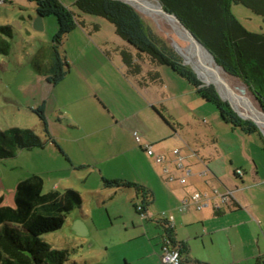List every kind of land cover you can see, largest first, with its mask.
Returning <instances> with one entry per match:
<instances>
[{
  "label": "crops",
  "instance_id": "0c3cea01",
  "mask_svg": "<svg viewBox=\"0 0 264 264\" xmlns=\"http://www.w3.org/2000/svg\"><path fill=\"white\" fill-rule=\"evenodd\" d=\"M235 6L237 5L231 7L230 13L238 20L237 15L241 12L240 9H234ZM242 15L251 19L247 14ZM28 20L31 21L32 18L29 17ZM52 21L51 18L43 19V24H48L54 33L57 25L55 20V24ZM91 28L89 31L86 26L80 27V30L77 27L66 36L61 52L67 62L71 61V67L69 66L68 73L57 86H51L46 81L47 76L39 75L33 69V64L46 66L50 61L51 41L34 54L31 62L32 71L42 77L48 87L56 89L58 109L54 108L50 116L53 115L54 123L58 126L54 123L49 125L48 134L59 145L68 161L50 144L43 150L47 146L51 147L53 154L50 157L57 165V172L66 174L63 176L64 180L76 176L78 171L86 172L89 176L96 174L95 185L92 186V192L88 193L91 207L96 203V207L100 208L110 203L116 195V190L102 187L101 178L123 180L150 191L152 199L145 208L146 217L138 222H146L152 234L149 231L148 234L132 235L136 241L147 238V248L140 247L130 255L123 256V264H161L159 249L163 230L154 223L159 220L160 212L173 217L174 241L185 246L182 259L189 264H255V258L264 254V227L261 224L256 227L250 216L254 215L264 222V199L258 195L256 197V193L249 192L246 197L242 194L264 187V151L258 137L244 135L223 124L209 107L203 105V101L188 84L171 75L165 68L156 70L161 75L162 88L136 87L124 75L121 59L114 52L115 49L111 51L119 58V62L102 50V46L108 43L94 34L98 27ZM122 44L121 42L118 47ZM189 47L188 45L183 49L186 51ZM192 51L194 50L190 48L189 52ZM208 58L212 60L209 56ZM37 59L41 61L36 62ZM1 64L8 68V63L1 62L0 68ZM168 102L173 103L171 109L167 108L169 105L166 106ZM243 103L240 102V105L251 110L252 105L248 104L247 107ZM164 107L170 118V122L166 119L167 122L175 125L174 132L164 127L162 120L152 110L154 108L157 112L160 111L164 117L161 110ZM203 109L208 110L210 131L199 133L195 129L185 136L182 129L190 124L197 125ZM171 111L177 113L172 114ZM261 128L264 131L260 126ZM134 130L140 132L143 143L152 145L154 155H164L169 161H173L171 151L178 149L183 158L182 165L191 172L184 186L177 181L165 180L161 166L153 157L147 156L132 139ZM200 137L202 142L199 141ZM206 143H210L211 147L203 149ZM200 149H203V155L199 154ZM191 152L196 156H192ZM214 161L216 162L213 163ZM227 163L235 167L231 173L226 168ZM173 164L172 162L167 167L176 179L182 173L174 169ZM237 171H242L241 179L234 176ZM250 176L257 179L258 185H249L243 190L244 187L240 185L244 180H249ZM63 178L56 181L49 179L52 188L50 191H57ZM213 190L234 191V200L219 213L208 208L200 212L191 209L183 214L177 212L176 207L185 195ZM108 192L113 194L107 195ZM118 192L131 197L132 210L137 216L134 205L141 201L138 195L133 189ZM70 214L84 215L82 204ZM76 226L81 227L79 221ZM137 231L140 232L139 229Z\"/></svg>",
  "mask_w": 264,
  "mask_h": 264
},
{
  "label": "trees",
  "instance_id": "16d2710c",
  "mask_svg": "<svg viewBox=\"0 0 264 264\" xmlns=\"http://www.w3.org/2000/svg\"><path fill=\"white\" fill-rule=\"evenodd\" d=\"M157 1L163 11L176 17L211 54L218 67L246 87L264 114V33L246 31L230 13L233 5H241L264 20V0ZM34 3L35 15L43 19L53 17L57 25V31L51 38L50 61L46 66L33 64L34 71L47 76L46 81L49 84L57 86L69 71L61 47L70 32L77 27L85 28L80 21L81 15L100 17L113 26L114 36L123 43L114 52L121 59L124 75L136 87L143 89L162 85L161 75L156 70L167 67L182 78L201 101L216 108L223 124L239 130L244 135L257 136L264 151V137L254 123L239 118L229 104L218 97L211 84L201 83L192 69L184 64L183 58L145 25L142 17L129 4L118 0H75L74 13L59 0H34ZM12 32L13 29L9 26L0 27V57L10 54L8 39L11 38ZM144 65L149 68L144 70ZM152 110L169 130L174 132L175 125H169L160 111L159 113L154 108ZM34 113L41 123L43 138L26 129L11 128L0 131V161L14 159L19 151L43 150L48 144L68 161L59 145L47 133L42 107H38ZM234 176L242 178L236 173ZM101 185L117 192L133 189L146 206L152 199L150 191L123 180L110 181L101 178ZM42 188V179L31 174L18 181L14 189L12 207L2 205L0 198V264H77L69 261V251L53 250L41 237L62 228L66 217L83 204L81 195L67 188L62 192L52 190L43 193ZM154 223L163 230L160 238H165L172 247H177L182 257L185 254V246L174 241V229L168 228L164 220H155ZM182 264L189 263L183 260ZM255 264H264V254L255 258Z\"/></svg>",
  "mask_w": 264,
  "mask_h": 264
},
{
  "label": "rangeland",
  "instance_id": "374dc122",
  "mask_svg": "<svg viewBox=\"0 0 264 264\" xmlns=\"http://www.w3.org/2000/svg\"><path fill=\"white\" fill-rule=\"evenodd\" d=\"M123 1L133 6V9L142 17L143 23L157 33L159 38L165 40L171 47L177 44L179 48H176L179 50L180 56L184 58L186 65L192 70L193 66L190 64L191 59L198 62L203 59L204 55L193 42L187 38L185 33L174 29V26L179 27L175 22L171 24L169 19L163 14L161 15L155 11L144 9L143 6L134 3V0ZM139 1L157 4L154 0ZM2 2L4 3L0 4V27L9 26L13 29V32L11 33V38L8 39L10 54L7 57H0V63H8V68L2 64L0 68V131H7L11 128L32 130L42 139L43 130L34 111L37 110L38 107H42L45 125L49 132L48 126L54 123V117L53 115L50 116V114L54 108L58 109L55 97L56 89L53 90L52 87H48L45 80L32 71L31 62L37 51L42 50L44 45L50 44L51 38L56 32L52 33L48 24H44L43 32H35L31 28V21H29L28 18H33L34 16V0H2ZM59 2L76 13V9L73 7L75 0H59ZM234 9H240L241 14L237 15L239 18L238 21L242 24L241 26L247 29L246 31L256 34L264 33L263 19L256 17V15H253L248 9L243 8L241 5L235 6ZM242 14H247L251 19ZM50 18L55 24L54 18ZM80 21L85 24L86 29L89 31H91L92 26L98 27V30L94 34L108 43L102 46V50L108 52L114 61L119 62V58L111 51L121 44V41L114 36L113 26L104 19L95 16L81 15ZM78 29L80 30V27H78ZM188 45L190 47L185 51L183 48H186ZM190 48L194 51L189 52ZM40 61V59H37L36 62ZM67 63L71 67V61ZM148 68L147 65L143 66L144 70ZM161 68H165L171 75L178 77L171 72L169 68ZM221 70L222 74L220 76V81L226 85L228 90L233 92L235 99L237 101L240 100L241 103L244 102L243 104L247 107L252 105L249 111H256V114H258L260 108L255 103L246 87L243 86L238 79L227 75L223 69ZM153 87L158 90L162 88V85L152 86V88ZM217 95L221 100L231 105L229 101L221 96L219 91ZM172 104V102H168V104H166V106L169 105L167 108L171 109V107H173ZM203 105L209 107L211 112H214L216 118L219 120V115L213 105L210 103H204ZM165 108L166 107H164V110L161 109L164 113V119L170 122L169 115L167 114L168 112ZM231 108H233L239 118L251 121V118L247 116L246 112H244L243 108L239 105H231ZM207 111L208 110L205 109H203L202 112L200 111L201 115H199L200 117L197 125L194 123L190 124L189 127L185 126L184 129H182V133L187 136L195 129L199 131V133H202L204 130H209L211 121L208 119L209 116ZM171 112L172 114L177 113L176 111ZM169 122L168 124L171 125ZM55 126L57 127L58 125ZM163 126L167 127L169 130L168 126L164 123ZM258 127L260 129V126ZM260 132L264 134L262 128ZM180 133L179 131L178 134L180 135ZM199 139L200 142L203 141L202 137ZM103 143H105V141ZM210 147V143H206L203 149ZM203 149L199 150V154L202 153ZM50 154H53V151H51V147L47 146L41 151H19L14 159L9 158L0 161V198L2 199V205L12 207L14 189L19 179H22L24 176L28 177L29 174L37 173L42 181H44L43 193H47L52 189L51 183L48 181L49 179L56 181L66 175L57 172L55 169L57 165L51 161L52 158ZM222 158L224 157L222 156ZM215 162L216 161L213 163ZM226 168L231 173L235 167L227 163ZM75 174L76 176L74 175V177H70L68 180H64L63 178V180L59 182L60 186L57 192H62V190L66 188L78 192L83 200L82 211L84 215L69 214L59 231L47 233L43 235L41 239L49 244L53 250L65 249L69 251V261L77 264H123L125 261L123 256L130 255L132 252H135L137 248H147L145 243V241L148 242L147 238L136 241L132 237V235L136 233L148 234L149 231L152 234V231L149 226H146V222H138L141 218H137V216L134 215L131 197L126 196L123 192H115L116 195L110 203L108 202L100 208H97L95 203L93 207H91V197L88 193L92 192V186L95 185L96 174L89 176L86 172L82 171H78ZM78 174L81 177L78 176ZM249 185L254 187L258 185L257 179L254 176H250L249 180L246 182L244 180V183L240 186L244 187V190L247 189ZM112 192H108L107 195L113 194ZM249 192L250 194L256 193V197L258 195L260 198L264 199V187H260L257 190L246 191L242 195L246 197ZM250 218L254 221L256 227H258L257 225L259 224L264 227V222L258 217L253 215L250 216ZM78 221L81 227L76 226ZM136 228L139 229V233Z\"/></svg>",
  "mask_w": 264,
  "mask_h": 264
},
{
  "label": "built area",
  "instance_id": "2783aa9c",
  "mask_svg": "<svg viewBox=\"0 0 264 264\" xmlns=\"http://www.w3.org/2000/svg\"><path fill=\"white\" fill-rule=\"evenodd\" d=\"M4 3L0 0V4ZM140 132L138 130H134L131 134L134 142L144 151V153L153 157L155 162L159 164L162 168V173L165 175V180L167 182L177 181L181 186H184L187 182V179L190 178L191 172L188 167L183 166V158H181L178 153V149H174L171 151V155L173 157V161H169L164 155H154L152 151V145L148 143H143L142 137L140 136ZM192 156H196L194 152H191ZM174 163V169L180 170L182 176L174 179V177L168 171V164ZM236 174L239 177L243 176L242 171H237ZM234 191L226 190L225 192H219L217 190L213 191H198L193 192L191 194L185 195L178 207H176L177 212L180 214L185 213L188 210H194V212H200L201 210L208 208L213 212H220L221 210L228 207L229 203L233 201ZM139 210V208H137ZM141 219L146 217L145 211L142 215L139 216ZM160 220H164L168 226V228H173V217L166 216L165 212H160L158 215ZM160 261L161 264H182L183 259L179 254V250L177 247H172L165 238L160 241Z\"/></svg>",
  "mask_w": 264,
  "mask_h": 264
},
{
  "label": "bare ground",
  "instance_id": "6f19581e",
  "mask_svg": "<svg viewBox=\"0 0 264 264\" xmlns=\"http://www.w3.org/2000/svg\"><path fill=\"white\" fill-rule=\"evenodd\" d=\"M154 1H156V0H154ZM134 3L143 6L144 9L155 11V12L161 14V15L163 14L160 11V5L158 4V2H157V4H154V3H147V2H141V1H138V0H134ZM164 16L166 18H168L169 20H171V22H170L171 24H173V22L176 23V21L173 18H171L170 16H166V15H164ZM174 29L178 30V31H182V32L185 33V31L180 26L179 27L174 26ZM185 35L187 36L188 39H190L188 34L185 33ZM190 41L193 42L191 39H190ZM193 43H195V42H193ZM175 47L179 48V46H177V44H175ZM197 48L204 55L203 59L200 62L191 59L190 64L193 66L192 67L193 71L198 75V77L201 79V81L208 82V83L214 85L215 88L221 94V96L222 97L224 96L223 98H226V100L229 101L232 106L233 105L234 106L239 105L241 108H243V111L246 112L248 117L253 119V121H255L258 126H261L264 129V118H262V116L260 117L258 114L254 113V112H250L244 106L240 105L239 101H237L235 99L234 94L232 92H229L226 89V87L222 84V82L220 81L221 80L220 76L222 74V70L219 69V68H216V67H218L217 64H215L216 65V67H215L213 61L208 58L209 55L206 54V51H205L204 48H202L201 46H199ZM209 57L211 58V56H209ZM183 60H184V58H183ZM184 62H186V61H184Z\"/></svg>",
  "mask_w": 264,
  "mask_h": 264
},
{
  "label": "water",
  "instance_id": "95a60500",
  "mask_svg": "<svg viewBox=\"0 0 264 264\" xmlns=\"http://www.w3.org/2000/svg\"><path fill=\"white\" fill-rule=\"evenodd\" d=\"M118 1H122V2H124V3H126V4H129V3H127V2H125V1H123V0H118ZM157 1V0H156ZM158 2V1H157ZM159 4V3H158ZM129 6H131V5H129ZM131 8L133 9V6H131ZM160 11L164 14V15H166V16H170L171 18H173L175 21H176V23L185 31V33L186 34H188V36H189V38L193 41V42H195L196 44H198L199 46H201L200 44H199V42L194 38V36L192 35V34H190L180 23H179V21L177 20V18L176 17H174L171 13H168V12H165V11H163L162 9H161V6H160ZM31 28L35 31V32H43L44 31V24H43V18L41 17V16H39V15H35V17L34 18H32V20H31ZM202 47V46H201ZM172 48L175 50V52L177 53V54H180L178 51V49L175 47V46H172ZM203 48V47H202ZM205 51H206V53H208V51L205 49ZM210 56H211V54L210 53H208ZM212 57V56H211ZM212 59H213V57H212ZM214 61V60H213ZM184 64H186L185 62H184ZM193 71V70H192ZM194 72V71H193ZM195 73V72H194ZM196 74V73H195ZM196 76L198 77V75L196 74ZM198 80L201 82V83H203V84H205V85H209L208 83H205V82H203V81H201V79L198 77ZM214 88H215V86L214 85H212ZM215 90L217 91V89L215 88ZM217 93H218V91H217ZM228 103V102H227ZM229 104V103H228ZM229 106L231 107V105L229 104ZM232 110H233V108H232ZM234 111V110H233ZM235 112V111H234ZM261 112V111H260ZM261 114L264 116V114L261 112ZM251 121L254 123V125L259 129V127L256 125L257 123L255 122V121H253V119H251ZM259 131H260V129H259ZM262 133V132H261ZM263 134V133H262ZM264 135V134H263Z\"/></svg>",
  "mask_w": 264,
  "mask_h": 264
},
{
  "label": "flooded vegetation",
  "instance_id": "af4514ba",
  "mask_svg": "<svg viewBox=\"0 0 264 264\" xmlns=\"http://www.w3.org/2000/svg\"><path fill=\"white\" fill-rule=\"evenodd\" d=\"M134 207H135V212L137 216H140L144 213L146 205H145V202L140 201V203L134 205ZM137 208H139V210H137ZM160 241H161V238H160Z\"/></svg>",
  "mask_w": 264,
  "mask_h": 264
}]
</instances>
